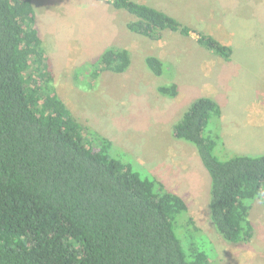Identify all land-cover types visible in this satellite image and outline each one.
<instances>
[{"label":"trees","instance_id":"16d2710c","mask_svg":"<svg viewBox=\"0 0 264 264\" xmlns=\"http://www.w3.org/2000/svg\"><path fill=\"white\" fill-rule=\"evenodd\" d=\"M109 1L135 17L127 24L133 33L149 40L165 30L195 33L203 49L226 62L232 57L229 46L161 10ZM144 63L154 76L163 74L159 58ZM129 66L127 50L107 49L89 64V79ZM157 92L174 99L178 87ZM220 118L219 105L199 97L174 125L173 137L194 146L209 176L215 231L226 242L245 244L254 235L252 204H264V154L222 161L228 155ZM113 149L59 98L31 0H0V264H210L185 201Z\"/></svg>","mask_w":264,"mask_h":264},{"label":"rangeland","instance_id":"374dc122","mask_svg":"<svg viewBox=\"0 0 264 264\" xmlns=\"http://www.w3.org/2000/svg\"><path fill=\"white\" fill-rule=\"evenodd\" d=\"M131 1L161 10L220 44L231 43L232 58L226 62L199 50L195 33L183 37L165 30L155 40L133 33L126 25L135 17L114 9L109 0H31L37 30L53 63L59 98L76 121L111 142V152L118 158H127L185 201L201 230L210 264H264L262 201H254L250 210L252 240L237 245L226 242L209 220V176L196 149L173 137L174 125L195 99L205 95L201 87L206 80L218 87L222 101L211 99L225 118L237 122L233 129L243 119V101L249 102L247 107L264 103V0ZM120 39L131 51L129 68L122 74L106 71L90 81L89 64L107 49L119 48ZM148 56L161 57V76L147 69ZM214 63L212 70L203 71ZM171 84L178 87L176 98L158 94L159 87ZM227 131L232 134L231 128ZM224 145L228 156L222 161L237 153L264 154V150H233ZM182 246L185 249L183 242Z\"/></svg>","mask_w":264,"mask_h":264},{"label":"crops","instance_id":"0c3cea01","mask_svg":"<svg viewBox=\"0 0 264 264\" xmlns=\"http://www.w3.org/2000/svg\"><path fill=\"white\" fill-rule=\"evenodd\" d=\"M126 27H127V25H126ZM262 32H263V30H262ZM230 36L233 37L232 33L230 34ZM119 41L121 42V44L117 45V47H119V49L128 50V48H125L123 46L125 44L124 39H123V41H121V39ZM197 45H198V43H197ZM223 45L229 46V45H231V43L227 42ZM198 49L200 50L203 48L198 45ZM130 53H131V51H130ZM208 53H211V52H208ZM233 53L234 52L232 50V55H233ZM212 57H214V56H212ZM157 58H159L161 60V57H157ZM217 64H219V63L217 62ZM215 65H216L215 63L213 66L206 65L203 68V71L205 72L207 70H212ZM205 75L210 78V75H207V74H205ZM201 91L205 92V95L204 96L200 95L199 97H207V98L212 97V98H215L216 100L222 101L221 99H218V96H219L218 87H214V86L210 85L207 82V80L204 83V85L201 87ZM245 101H243V103L246 106V108L244 110V114L242 115L243 119L240 122L238 121L239 122L238 126H240V127L233 129L237 125V122L235 123L230 118H225L224 114H222V112H221L220 126H222V128H221L220 135L222 137V140L226 143V145L230 149L242 150L245 148L248 150H253V149L254 150L255 149L264 150V145H263L264 144V103L262 104V102H260L259 103L260 105L255 104L254 106L247 107L249 102H247V101L245 102ZM228 128H231L232 134L228 133V131H227ZM227 137L229 138L228 141H226ZM237 144H245V146H243V145L239 146ZM249 144H252L253 148Z\"/></svg>","mask_w":264,"mask_h":264}]
</instances>
